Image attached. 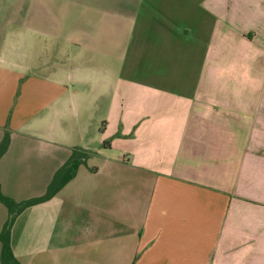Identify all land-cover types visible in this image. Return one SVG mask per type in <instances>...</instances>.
Listing matches in <instances>:
<instances>
[{
  "label": "crops",
  "instance_id": "obj_1",
  "mask_svg": "<svg viewBox=\"0 0 264 264\" xmlns=\"http://www.w3.org/2000/svg\"><path fill=\"white\" fill-rule=\"evenodd\" d=\"M7 132L17 202L89 154L21 264H264V0H0Z\"/></svg>",
  "mask_w": 264,
  "mask_h": 264
},
{
  "label": "trees",
  "instance_id": "obj_2",
  "mask_svg": "<svg viewBox=\"0 0 264 264\" xmlns=\"http://www.w3.org/2000/svg\"><path fill=\"white\" fill-rule=\"evenodd\" d=\"M11 142L10 133H6L1 145H0V159L8 151ZM106 144V143H105ZM89 158V154L80 148H76L73 151L72 156L67 163L61 167L55 174L51 184L45 195L26 200L23 202H17L12 198L5 196L1 189L0 184V202L5 205L9 211V218L5 224L2 233L0 235V241L2 243V264H21L14 256L11 235L13 226L17 218L28 208L36 206L38 204L51 200L57 193H59L72 179L77 175L80 166L86 164Z\"/></svg>",
  "mask_w": 264,
  "mask_h": 264
},
{
  "label": "rangeland",
  "instance_id": "obj_3",
  "mask_svg": "<svg viewBox=\"0 0 264 264\" xmlns=\"http://www.w3.org/2000/svg\"><path fill=\"white\" fill-rule=\"evenodd\" d=\"M87 162V161H86Z\"/></svg>",
  "mask_w": 264,
  "mask_h": 264
}]
</instances>
